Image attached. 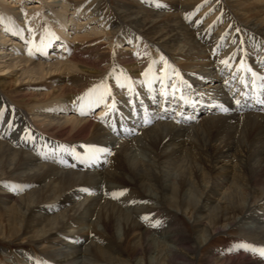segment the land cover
<instances>
[{
  "label": "bare ground",
  "instance_id": "obj_1",
  "mask_svg": "<svg viewBox=\"0 0 264 264\" xmlns=\"http://www.w3.org/2000/svg\"><path fill=\"white\" fill-rule=\"evenodd\" d=\"M21 1L0 0V243L48 264H264L238 247L264 248V0Z\"/></svg>",
  "mask_w": 264,
  "mask_h": 264
},
{
  "label": "rangeland",
  "instance_id": "obj_2",
  "mask_svg": "<svg viewBox=\"0 0 264 264\" xmlns=\"http://www.w3.org/2000/svg\"><path fill=\"white\" fill-rule=\"evenodd\" d=\"M11 2L12 0H8V2ZM49 1V0H47ZM28 2V1H27ZM25 2V0L21 1L19 4H17L18 8H20V6L25 5V3L27 4L26 6H28V8H33L36 6V4H30L32 2H34V0L29 1L28 3ZM30 4V6L28 5ZM21 9V8H20ZM116 48L114 47V50ZM80 54H78L79 56ZM36 56L42 57L43 54H36ZM83 56H79L78 59L81 60L82 64H85V60L86 58H82ZM85 62V63H84ZM87 64V63H86ZM9 77L8 72L4 71H0V78H5L7 79ZM60 77V75L58 73H53L50 74L49 76L46 77V79L41 83V87L38 88V92H42V93H52L53 91V87H56L59 85L57 78ZM30 84H32L30 82ZM39 84V83H38ZM24 85L28 86V82H24ZM81 218H83L81 216ZM85 220V219H84ZM182 221L184 222V224L186 225L187 229L192 230V221L188 220L187 217H182ZM99 229L102 230V228L99 226ZM228 229V228H227ZM121 231H117L116 230V235L117 236H121ZM236 236V232L234 229L231 230H227L224 233L218 234L213 238V241H211V243L207 244L206 248L203 249V251H201L202 254L205 255L206 250L210 249V248H215V247H223L227 244H229L232 240H234V237ZM20 241V240H19ZM16 241L14 242V244L11 243H7V242H1L0 243V264H48V262L46 261V259H42V257L40 256V254H38L37 252V247L33 246L30 243H22L21 241ZM22 243V244H21ZM28 253L30 260H26L25 262L20 261L19 259L15 258V256H17L20 253ZM41 261V262H39ZM199 264H202L201 262Z\"/></svg>",
  "mask_w": 264,
  "mask_h": 264
},
{
  "label": "snow or ice",
  "instance_id": "obj_3",
  "mask_svg": "<svg viewBox=\"0 0 264 264\" xmlns=\"http://www.w3.org/2000/svg\"><path fill=\"white\" fill-rule=\"evenodd\" d=\"M163 59L164 58L161 57V60H163ZM165 63H166V61H165ZM224 63L227 65V61H224ZM248 71H250V69H248ZM260 79L262 81H264V76L260 77ZM121 86H123V85H121ZM262 88H264V85H262ZM236 103H237V105H239L240 104V101H236ZM222 110H225L226 111V109H222ZM149 122L150 121L146 117L145 120H144L145 125H147ZM113 130H115V129H113ZM97 151H107V149H98ZM83 190L84 191H87V189H83ZM159 223H160L159 221H156V224H159ZM153 226H156V225H153ZM238 247H242L245 251H251L254 254H259L262 257H264V248H256V247H254L252 245L243 244V243L240 244V245H238Z\"/></svg>",
  "mask_w": 264,
  "mask_h": 264
}]
</instances>
